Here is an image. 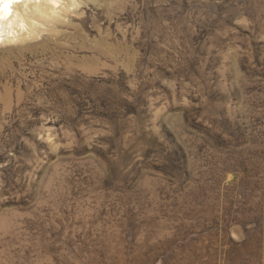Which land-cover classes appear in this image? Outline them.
Instances as JSON below:
<instances>
[{
  "label": "rangeland",
  "instance_id": "obj_1",
  "mask_svg": "<svg viewBox=\"0 0 264 264\" xmlns=\"http://www.w3.org/2000/svg\"><path fill=\"white\" fill-rule=\"evenodd\" d=\"M5 2L0 264H264V0Z\"/></svg>",
  "mask_w": 264,
  "mask_h": 264
},
{
  "label": "bare ground",
  "instance_id": "obj_2",
  "mask_svg": "<svg viewBox=\"0 0 264 264\" xmlns=\"http://www.w3.org/2000/svg\"><path fill=\"white\" fill-rule=\"evenodd\" d=\"M15 2V1H14ZM57 2V0H51V3L53 4V5H55V3ZM9 4V2H5V5L4 6H2L3 8H2V10L4 11V12H2V13H0V19H2V18H4V19H6V18H8V15L9 14H6V10H5V8H6V5H8ZM52 5V6H53ZM10 6V5H9ZM12 6V5H11ZM13 8V7H12ZM10 9V8H9ZM12 24V21L11 20H8V21H6V24L4 25V24H2V29H6L5 28V26H7V28H8V26L9 25H11ZM0 34H1V36H0V38L1 37H4L5 35H8L9 36V34H11L10 32H6V31H0Z\"/></svg>",
  "mask_w": 264,
  "mask_h": 264
},
{
  "label": "snow or ice",
  "instance_id": "obj_3",
  "mask_svg": "<svg viewBox=\"0 0 264 264\" xmlns=\"http://www.w3.org/2000/svg\"><path fill=\"white\" fill-rule=\"evenodd\" d=\"M0 2H2V0H0Z\"/></svg>",
  "mask_w": 264,
  "mask_h": 264
}]
</instances>
